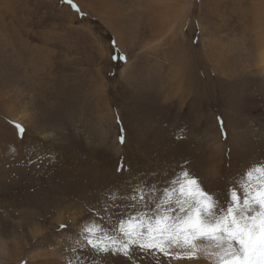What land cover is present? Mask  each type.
I'll list each match as a JSON object with an SVG mask.
<instances>
[{"label":"rangeland","instance_id":"1","mask_svg":"<svg viewBox=\"0 0 264 264\" xmlns=\"http://www.w3.org/2000/svg\"><path fill=\"white\" fill-rule=\"evenodd\" d=\"M72 3L0 0V264L53 240L60 264H129L73 251L80 227L114 229L184 167L225 201L264 165V0Z\"/></svg>","mask_w":264,"mask_h":264},{"label":"snow or ice","instance_id":"2","mask_svg":"<svg viewBox=\"0 0 264 264\" xmlns=\"http://www.w3.org/2000/svg\"><path fill=\"white\" fill-rule=\"evenodd\" d=\"M65 2L79 11L72 0ZM14 127L22 137L24 127ZM109 195L115 200L119 193ZM126 196L133 211L121 215L114 229L90 222L81 229L73 251L89 248L97 258L118 255L129 264H135L136 253L157 264L161 257L177 264H199L202 259L204 264H264V165L249 168L239 187L228 189L225 201L206 191L186 167L162 189L141 184ZM67 264L87 261L77 256Z\"/></svg>","mask_w":264,"mask_h":264},{"label":"bare ground","instance_id":"3","mask_svg":"<svg viewBox=\"0 0 264 264\" xmlns=\"http://www.w3.org/2000/svg\"><path fill=\"white\" fill-rule=\"evenodd\" d=\"M99 115V114H98ZM26 192V191H25ZM75 216V215H73ZM72 218V217H71ZM57 221H61V217L59 216L57 218ZM72 221V219H71ZM83 227H80L82 229ZM59 240V239H58ZM52 242L54 245H50L51 247L48 250H43V249H37L34 248L28 255L27 261L28 262H33L37 264V262H40V264H60L61 260H64L61 258L63 255L59 253V247L61 242L53 240ZM39 245V244H38ZM49 246V244H47ZM47 246V247H48ZM63 247V246H62ZM64 251V250H63ZM62 252V251H61ZM69 254V253H68ZM7 252L5 250V243L2 239H0V256H6ZM65 256V254H64ZM68 257V256H67ZM67 257L65 259H67ZM74 257V256H73ZM91 257V256H90ZM69 258V257H68ZM94 259V258H93ZM95 261V260H94ZM100 261V260H99ZM90 262V261H89ZM104 262V261H103ZM109 262V261H108ZM107 262V263H108ZM200 263V262H199ZM91 264V263H90ZM106 264V263H105ZM203 264V263H202Z\"/></svg>","mask_w":264,"mask_h":264}]
</instances>
